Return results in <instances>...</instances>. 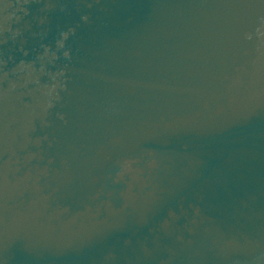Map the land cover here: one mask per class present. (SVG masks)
<instances>
[{
    "label": "water",
    "instance_id": "1",
    "mask_svg": "<svg viewBox=\"0 0 264 264\" xmlns=\"http://www.w3.org/2000/svg\"><path fill=\"white\" fill-rule=\"evenodd\" d=\"M0 264H264V0H0Z\"/></svg>",
    "mask_w": 264,
    "mask_h": 264
}]
</instances>
